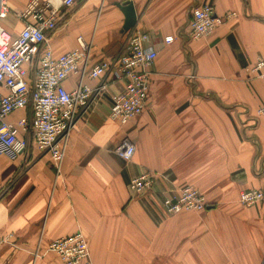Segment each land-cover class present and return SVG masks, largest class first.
<instances>
[{
	"label": "crops",
	"instance_id": "0c3cea01",
	"mask_svg": "<svg viewBox=\"0 0 264 264\" xmlns=\"http://www.w3.org/2000/svg\"><path fill=\"white\" fill-rule=\"evenodd\" d=\"M124 1L61 8L48 38L54 55L75 49L78 37L92 43L90 64L121 54L126 33L115 3ZM131 1L134 28L147 32L157 51L146 107L125 124L112 121L110 95L123 82L85 77L91 87L107 86L76 119L59 174L31 143L14 159L0 156V235H11L0 245V264H63L48 245L76 231L94 264H264V200L238 202L242 190L264 193V114L255 113L264 78L252 71L264 58V0ZM29 2L7 0L1 23L9 33L22 29L18 13ZM204 2L218 16L234 14L193 39L191 11ZM77 81L72 74L64 86ZM123 139L134 145L131 162L114 152ZM143 170L165 176L147 194L131 196L128 182ZM184 184L202 192L207 208L165 213L163 195Z\"/></svg>",
	"mask_w": 264,
	"mask_h": 264
},
{
	"label": "built area",
	"instance_id": "2783aa9c",
	"mask_svg": "<svg viewBox=\"0 0 264 264\" xmlns=\"http://www.w3.org/2000/svg\"><path fill=\"white\" fill-rule=\"evenodd\" d=\"M76 0H30L18 16L24 19L22 29L15 35L9 33L2 20L10 9L7 0H0V156L11 159L22 154L30 145L39 152L47 153L56 175L60 173L70 131L76 119L90 106L98 91L107 84L102 80L96 87L85 83L90 79H109L123 87L110 95L109 118L125 124L140 115L147 104L151 79L150 68L157 56L147 32L134 27L126 32L123 52L90 64L92 43L77 38L78 46L70 51L54 55L48 44L49 34L57 28L60 9H70ZM230 12L218 16L210 3H201L191 11L188 24L189 36L199 39L206 36L224 21L233 16ZM166 44L173 41L172 35L163 38ZM258 77L264 78V58L258 57L252 68ZM78 74L76 86L67 90L64 81ZM22 111L15 121L8 117ZM256 115L264 114V103L255 109ZM114 152L125 162H131L134 145L121 140ZM158 176L143 170L128 182L131 196L147 194ZM264 200L259 189L239 192L238 202L251 207ZM163 211L176 214L181 211H203L208 202L195 186L184 184L166 192L161 200ZM11 235H0V245L11 243ZM48 251L55 253L63 264H94L86 238L80 231L53 239Z\"/></svg>",
	"mask_w": 264,
	"mask_h": 264
},
{
	"label": "water",
	"instance_id": "95a60500",
	"mask_svg": "<svg viewBox=\"0 0 264 264\" xmlns=\"http://www.w3.org/2000/svg\"><path fill=\"white\" fill-rule=\"evenodd\" d=\"M115 5L120 9L124 16L123 24L121 27V33L124 34L135 26L138 17L131 0L116 2Z\"/></svg>",
	"mask_w": 264,
	"mask_h": 264
}]
</instances>
